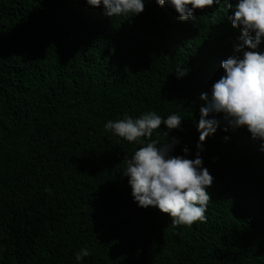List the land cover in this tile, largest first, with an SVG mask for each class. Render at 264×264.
<instances>
[{
	"label": "trees",
	"instance_id": "1",
	"mask_svg": "<svg viewBox=\"0 0 264 264\" xmlns=\"http://www.w3.org/2000/svg\"><path fill=\"white\" fill-rule=\"evenodd\" d=\"M230 14L222 3L181 22L145 0L109 18L85 0H0V264H77L82 248L79 264H264V142L217 117L197 149L199 96L237 54ZM149 111L181 124L139 144L105 129ZM168 139L213 177L202 223L133 201L126 160Z\"/></svg>",
	"mask_w": 264,
	"mask_h": 264
},
{
	"label": "clouds",
	"instance_id": "2",
	"mask_svg": "<svg viewBox=\"0 0 264 264\" xmlns=\"http://www.w3.org/2000/svg\"><path fill=\"white\" fill-rule=\"evenodd\" d=\"M145 0H85L92 8H102L109 18L131 14L130 17L144 11ZM158 6L171 7L183 22L193 17L196 10L220 7L223 4L230 11L228 20L234 29L240 30L239 43L235 47L237 54L221 62L224 75L213 83L209 93H201L199 100L200 117L197 124L199 142L197 149L202 150L206 137L216 132L221 117L228 128H245L254 140L264 142V0H156ZM178 77L187 74L186 68H177ZM181 116L173 113L162 118L156 112L149 111L138 118L125 116L119 120H109L105 129L127 142L141 143V138L152 136L154 130L163 124L169 131L181 124ZM168 137V132H165ZM177 141L159 144L151 140L139 147L126 160L123 176L127 177L131 196L138 207H155L167 214L173 225L191 226L195 222L206 220L205 212L210 201L207 191L213 183V177L196 153L194 159H188V149L184 155H172ZM45 191H49L45 189ZM89 251L82 248L75 253L77 264Z\"/></svg>",
	"mask_w": 264,
	"mask_h": 264
}]
</instances>
